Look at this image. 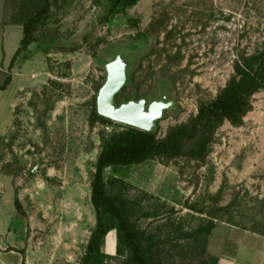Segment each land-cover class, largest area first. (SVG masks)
<instances>
[{
    "label": "rangeland",
    "instance_id": "1",
    "mask_svg": "<svg viewBox=\"0 0 264 264\" xmlns=\"http://www.w3.org/2000/svg\"><path fill=\"white\" fill-rule=\"evenodd\" d=\"M16 2L0 7L15 14ZM100 15L95 0H49L44 26L36 27L35 41L10 69L18 40L13 35L3 44L0 84L6 76L10 83L0 101V219L23 242L17 198L34 238L46 248L57 241V261L66 264L78 262L95 223L89 183L102 140L125 127L89 122L107 66L120 58L126 80L134 70L132 86L118 100L134 92L146 105L168 102L157 123V138H163L216 97L237 54L264 45V0H139L110 23ZM10 24L0 20V62L1 30ZM106 173L125 181L124 196L139 200L133 222L162 264L223 258L237 245L247 254L245 264H264L263 91L252 97L241 125L224 121L215 131L203 160L155 158ZM157 205L163 207L155 217ZM209 220L212 233L200 234ZM109 238L107 264H121L125 255L115 254L114 231L105 251Z\"/></svg>",
    "mask_w": 264,
    "mask_h": 264
},
{
    "label": "trees",
    "instance_id": "2",
    "mask_svg": "<svg viewBox=\"0 0 264 264\" xmlns=\"http://www.w3.org/2000/svg\"><path fill=\"white\" fill-rule=\"evenodd\" d=\"M7 2H16L20 6L19 11L11 14L9 20L13 25L20 26L22 32L19 45L8 63L7 68L10 69L16 57L35 41L33 34L36 27L44 26L49 13V0H7ZM95 2L101 5L100 21L110 23L115 16L124 15L127 10L135 7L139 0H95ZM130 22L137 23L136 20ZM138 38L143 37L139 35ZM52 41L43 46L44 53L47 52ZM232 68L233 73L216 97L210 102L201 103L194 117L168 130L163 138H157L158 124L155 133L125 125L103 138L89 183V200L95 223L76 264H107L109 256L105 251V239L111 231L115 232V254L125 255V260L121 264H162L153 257L149 245L144 244L150 238L133 222L134 204L138 205L139 200L132 201L124 196L123 191L127 188L125 181L108 175L106 171L114 166L137 165L155 158L172 160L184 157L203 160L208 153L215 131L222 123L227 121L233 126L241 125L243 118L252 110V97L260 91L264 92V45L255 47L251 53L237 54ZM133 75L134 70L128 72L126 82L114 95L116 106L131 100L137 102L143 98L131 92L127 98L118 100L121 93L132 86ZM9 83L10 76H6L0 84V91L5 90ZM96 97L92 103L89 122L112 125L114 123L112 120L97 113ZM186 143H192V146L185 148ZM142 194L147 197L145 192ZM14 205L19 213H23L17 198L14 199ZM159 207L163 206L157 205L156 209H152L155 217L158 216ZM141 214L148 216V213L143 211ZM209 216L212 218L211 214ZM214 227V221L209 220L199 232L208 236ZM206 241L205 238L204 243ZM217 263L218 257L209 256L198 264Z\"/></svg>",
    "mask_w": 264,
    "mask_h": 264
},
{
    "label": "crops",
    "instance_id": "3",
    "mask_svg": "<svg viewBox=\"0 0 264 264\" xmlns=\"http://www.w3.org/2000/svg\"><path fill=\"white\" fill-rule=\"evenodd\" d=\"M0 4L6 5V0H0ZM6 15H8V17H6ZM10 17H11L10 10L6 11V8L4 9L0 7V20L10 19ZM14 28H20L21 31L20 26L11 25V24L3 26V29L1 30V46H2L3 54L0 62V67H5L6 65H8L6 64L7 61H5L7 59L6 58L7 56L3 45L5 43V39L9 38V40H11L10 39L11 36L15 35L16 40H18L17 47L19 45L22 32H20L19 35L18 29H14ZM17 47L14 49L13 53L15 52ZM13 53L11 54V57ZM4 62L6 64L5 66H3ZM7 87L5 90L0 91V101L5 99L4 95L6 94ZM0 175H4V174H0ZM0 187H1V183H0ZM1 195L2 192L0 190V196ZM12 201L14 205V199ZM16 212H17L16 215L20 216L23 222L22 228L20 230V234L23 235V242H18V239L13 236L15 233L14 231L10 235V231H11L10 224L3 223L2 220L0 219V264H66L64 262L60 263L59 261H57L58 258L56 255L58 253H56L55 251L56 248H54L53 245H57L58 242L56 241L55 244L53 240L49 241L50 243V245H48L49 248L48 246L46 248L43 245H41V242H39L38 239L34 238L35 233L33 234V232L29 230L30 228L27 218H25V216L22 213H19L17 209ZM8 237H9V242L15 240L14 243L7 242L6 239ZM247 260H248L247 254L245 252H242L240 246L237 245L235 246V250L232 253L227 254L223 258L222 257L219 258L217 264H220V262H225L224 264H245Z\"/></svg>",
    "mask_w": 264,
    "mask_h": 264
},
{
    "label": "water",
    "instance_id": "4",
    "mask_svg": "<svg viewBox=\"0 0 264 264\" xmlns=\"http://www.w3.org/2000/svg\"><path fill=\"white\" fill-rule=\"evenodd\" d=\"M126 82L124 65L120 58L107 66V77L96 98V110L100 116L139 130L155 133L157 121L169 106L163 100H154L146 105L145 100L128 101L115 105L114 95Z\"/></svg>",
    "mask_w": 264,
    "mask_h": 264
},
{
    "label": "bare ground",
    "instance_id": "5",
    "mask_svg": "<svg viewBox=\"0 0 264 264\" xmlns=\"http://www.w3.org/2000/svg\"><path fill=\"white\" fill-rule=\"evenodd\" d=\"M113 241H112V239H107V242H106V251H107V253H110V252H112V250H113Z\"/></svg>",
    "mask_w": 264,
    "mask_h": 264
}]
</instances>
